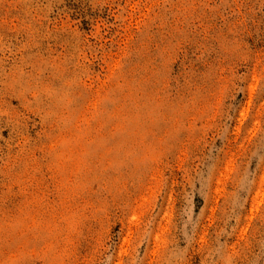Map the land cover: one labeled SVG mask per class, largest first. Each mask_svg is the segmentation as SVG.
I'll return each instance as SVG.
<instances>
[{
	"label": "rangeland",
	"instance_id": "374dc122",
	"mask_svg": "<svg viewBox=\"0 0 264 264\" xmlns=\"http://www.w3.org/2000/svg\"><path fill=\"white\" fill-rule=\"evenodd\" d=\"M0 264H264V0H0Z\"/></svg>",
	"mask_w": 264,
	"mask_h": 264
}]
</instances>
